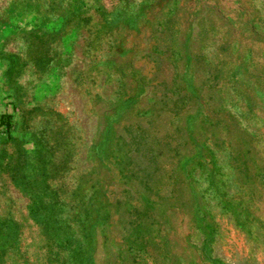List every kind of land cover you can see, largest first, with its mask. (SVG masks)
<instances>
[{
    "label": "rangeland",
    "instance_id": "obj_1",
    "mask_svg": "<svg viewBox=\"0 0 264 264\" xmlns=\"http://www.w3.org/2000/svg\"><path fill=\"white\" fill-rule=\"evenodd\" d=\"M0 264H264V0H0Z\"/></svg>",
    "mask_w": 264,
    "mask_h": 264
},
{
    "label": "trees",
    "instance_id": "obj_2",
    "mask_svg": "<svg viewBox=\"0 0 264 264\" xmlns=\"http://www.w3.org/2000/svg\"><path fill=\"white\" fill-rule=\"evenodd\" d=\"M9 115H4V116H2V119L4 118V120H2V121H6V123H8L9 122Z\"/></svg>",
    "mask_w": 264,
    "mask_h": 264
}]
</instances>
